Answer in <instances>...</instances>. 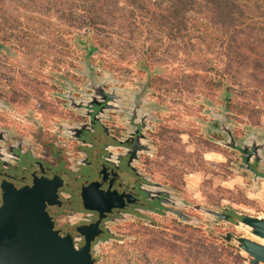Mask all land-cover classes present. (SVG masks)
Instances as JSON below:
<instances>
[{
	"label": "flooded vegetation",
	"instance_id": "1",
	"mask_svg": "<svg viewBox=\"0 0 264 264\" xmlns=\"http://www.w3.org/2000/svg\"><path fill=\"white\" fill-rule=\"evenodd\" d=\"M0 44V207L7 186L41 183L53 195L46 209L55 229L76 247L91 238L96 264H106L115 247L135 248L163 232L193 228L217 238L208 235L200 207L222 205L216 197L189 195L187 180L176 173L175 136L195 138L220 181L222 163L229 177L249 179L245 155L225 145L231 138L214 118H225L237 142L243 130L232 83L193 103L183 100L192 115L189 128L179 130L173 76L159 59L144 57L125 68L80 42L67 46L74 50L66 60L47 65L31 49L25 53L1 37ZM236 212L228 211L229 227L216 218L215 230L235 235L230 228L242 218ZM178 214L195 216L200 225Z\"/></svg>",
	"mask_w": 264,
	"mask_h": 264
},
{
	"label": "rangeland",
	"instance_id": "2",
	"mask_svg": "<svg viewBox=\"0 0 264 264\" xmlns=\"http://www.w3.org/2000/svg\"><path fill=\"white\" fill-rule=\"evenodd\" d=\"M23 14L24 23L37 21L29 17L31 14ZM51 22L60 24L57 19H52ZM49 30L30 28L16 32L15 44L23 48L25 53L31 49L43 55L47 65H52L60 59L66 60L74 50L72 47L68 49L67 46L80 43L77 35H81L83 40L93 39L100 48L98 54L116 66L135 67L144 57H148L150 61L159 59L167 66V75L173 76L176 107L183 118L179 121L180 125H176L179 130L189 128L188 119L192 115L183 108L191 107L192 104L183 103V100L193 103V100L200 98L203 93H208L212 88L218 91L221 88L220 83L224 82L222 79L228 76L225 71L226 60L222 59V49L216 45L209 46L198 42L196 37L191 43L188 36L173 42L164 34L149 35L139 30L132 34L120 29L97 33L88 29L73 30L56 26ZM193 36L202 39L205 34ZM248 74L250 71L242 70L240 79L233 82L235 94L238 95L239 120L242 125L264 127V84L257 85ZM177 133L174 164L180 177L183 176L188 181L192 179V185L188 187L190 196L195 195L201 201L216 197L223 207L229 206L230 209L246 214L264 215V191L261 185L260 188L254 189L250 177L247 179L245 175H241L243 183L226 187L223 182L229 176L225 173V163H222L223 173L220 181L212 176L216 171L215 163H208L203 159L200 143L195 138L178 137ZM229 175L234 178L238 176L235 173ZM248 181L252 183L251 186ZM230 229L235 235L243 234L239 233L236 227ZM219 240L215 237L205 238L200 230L193 228L186 231H168L161 233L159 238H143L141 245L135 248L115 247L107 254L105 261L106 264H203V244L218 245Z\"/></svg>",
	"mask_w": 264,
	"mask_h": 264
},
{
	"label": "trees",
	"instance_id": "3",
	"mask_svg": "<svg viewBox=\"0 0 264 264\" xmlns=\"http://www.w3.org/2000/svg\"><path fill=\"white\" fill-rule=\"evenodd\" d=\"M24 12L37 21L24 23ZM56 26L97 33L139 30L173 42L196 37L222 49L224 82L233 84L248 70L257 85L264 84V0H0V37L9 43H15L16 32ZM202 33V39L193 36ZM219 241L203 244V264H247L238 248Z\"/></svg>",
	"mask_w": 264,
	"mask_h": 264
},
{
	"label": "water",
	"instance_id": "4",
	"mask_svg": "<svg viewBox=\"0 0 264 264\" xmlns=\"http://www.w3.org/2000/svg\"><path fill=\"white\" fill-rule=\"evenodd\" d=\"M77 38L78 42L100 53L93 39L82 40L81 35H77ZM214 118L223 129L226 128L225 132L231 138L225 145L237 147L245 155L244 168L250 174L253 188H260L264 182V127L238 124L243 131L236 142L231 136V128L226 127L225 118ZM51 203L53 195L41 183L22 190L13 186L4 188V203L0 207V264H96L90 252L91 238H88L85 246L76 247L70 238L61 236L55 229L46 209V205ZM200 208L207 214L208 235L214 233L226 245L238 248L247 264H264V215H248L237 211L236 215L242 218L236 220L235 227L243 234L233 235L229 231L215 230L216 218L224 221L227 227L231 223L229 206ZM178 217L185 223L200 225L195 216L178 214Z\"/></svg>",
	"mask_w": 264,
	"mask_h": 264
},
{
	"label": "crops",
	"instance_id": "5",
	"mask_svg": "<svg viewBox=\"0 0 264 264\" xmlns=\"http://www.w3.org/2000/svg\"><path fill=\"white\" fill-rule=\"evenodd\" d=\"M185 137V136H184ZM217 154H213V157L216 156ZM219 161V160H217ZM187 180V179H186ZM243 178L241 177V175H238L236 178H234L233 176L228 177L223 183L224 185H226V187H234V185H236L239 182L243 183ZM192 179H190L189 181L187 180V185L188 187H191V183H192ZM261 187L264 191V182L261 183ZM262 199H264V196H262Z\"/></svg>",
	"mask_w": 264,
	"mask_h": 264
}]
</instances>
